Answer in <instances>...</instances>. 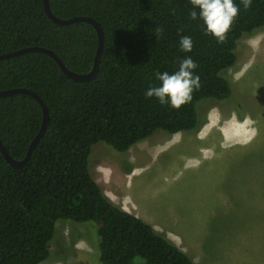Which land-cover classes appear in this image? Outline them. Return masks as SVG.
<instances>
[{
  "label": "trees",
  "instance_id": "obj_1",
  "mask_svg": "<svg viewBox=\"0 0 264 264\" xmlns=\"http://www.w3.org/2000/svg\"><path fill=\"white\" fill-rule=\"evenodd\" d=\"M59 18L91 16L104 43L98 70L86 81L67 76L48 54L31 51L0 60V90L35 91L48 108L45 131L27 162L12 166L0 152V264H39L53 256L57 221H93L102 264H196L189 254L137 215L118 206L91 174L92 146L103 142L116 152L159 131L193 130L201 121L197 104L230 98L223 73L237 60L239 39L264 29V0L240 11L227 39L205 35L190 0H48ZM199 12V9H196ZM163 29L161 33L159 30ZM182 36L193 42L180 49ZM98 36L87 21L61 25L45 13L42 0H0V54L25 47L53 50L77 73L91 70ZM187 57L200 87L178 110L146 98L160 86L157 71L173 74ZM39 102L26 93L0 96V141L22 159L42 122ZM56 257V256H55Z\"/></svg>",
  "mask_w": 264,
  "mask_h": 264
},
{
  "label": "rangeland",
  "instance_id": "obj_2",
  "mask_svg": "<svg viewBox=\"0 0 264 264\" xmlns=\"http://www.w3.org/2000/svg\"><path fill=\"white\" fill-rule=\"evenodd\" d=\"M235 52L223 73L231 96L201 100L199 127L156 132L125 153L98 142L89 155L103 192L196 264H264V29ZM98 243L95 222L57 221L40 264H102Z\"/></svg>",
  "mask_w": 264,
  "mask_h": 264
},
{
  "label": "clouds",
  "instance_id": "obj_3",
  "mask_svg": "<svg viewBox=\"0 0 264 264\" xmlns=\"http://www.w3.org/2000/svg\"><path fill=\"white\" fill-rule=\"evenodd\" d=\"M190 3L193 6L189 13L191 19L196 20L199 17L205 25V35H212L217 43H224L239 14V7L233 0H190ZM241 3L247 10L252 0H241ZM196 9H199V12ZM159 31L162 33L163 29ZM179 45L182 51L190 52L193 48L191 37L182 36ZM197 66L191 57H187L181 61L179 70L173 74L157 71L154 75L161 84L150 86L145 92V97H155L161 105L167 104L178 110L191 101L193 91L200 87L199 76L193 74Z\"/></svg>",
  "mask_w": 264,
  "mask_h": 264
},
{
  "label": "water",
  "instance_id": "obj_4",
  "mask_svg": "<svg viewBox=\"0 0 264 264\" xmlns=\"http://www.w3.org/2000/svg\"><path fill=\"white\" fill-rule=\"evenodd\" d=\"M42 1H43L45 13L56 24L66 25V24L73 23L75 21H87L94 26V28L96 29V32H97L98 42H97L93 66H92L91 70L87 73H84V74L74 72L65 66L64 62L61 60V58L53 50H51L49 48H45V47H36V46L20 48L18 50L12 51V52L2 53V54H0V60L4 59V58L14 57V56L24 54L27 52H31V51H38V52H43V53L50 55L57 62V64L61 68V70L67 76H69L70 78H72L74 80L86 81V80L93 78L95 76L97 70H98V64H99L100 56H101L102 49H103V43H104V36H103V32H102V28H101L100 24L91 16L79 15V16H74L71 18H59L52 13L50 6H49V1L48 0H42ZM13 93H26V94H29L30 96H32L33 98H35L39 102V104L41 105L42 114H43L40 128H39L38 132L36 133V135L34 136V138L30 141V143L27 147L26 153L22 159L17 160V159L12 158L10 156V154L8 153V150L6 149V147L0 141V152L3 155V157L12 166L19 168L27 162V160L30 157L32 149L36 146V144L38 143V141L42 137V135L45 131V128H46L49 113H48V108L45 105V103L43 102V100L41 99V97L35 91H33L29 88L17 87V88L0 90V96H6V95L13 94Z\"/></svg>",
  "mask_w": 264,
  "mask_h": 264
},
{
  "label": "crops",
  "instance_id": "obj_5",
  "mask_svg": "<svg viewBox=\"0 0 264 264\" xmlns=\"http://www.w3.org/2000/svg\"><path fill=\"white\" fill-rule=\"evenodd\" d=\"M260 197H263V194L260 192ZM40 264V263H39Z\"/></svg>",
  "mask_w": 264,
  "mask_h": 264
}]
</instances>
